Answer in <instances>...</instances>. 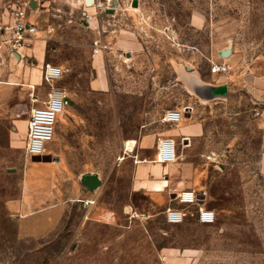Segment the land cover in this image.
<instances>
[{
	"label": "rangeland",
	"instance_id": "374dc122",
	"mask_svg": "<svg viewBox=\"0 0 264 264\" xmlns=\"http://www.w3.org/2000/svg\"><path fill=\"white\" fill-rule=\"evenodd\" d=\"M11 1L18 0H0V11ZM28 1L47 61L64 68L54 84L72 100L57 120L54 140L46 146L59 159L39 162L32 161V155L27 160L23 146H12L15 134L18 144L25 142L23 127L34 103L31 93L20 95L21 82L15 80L9 92L0 94V264H170L165 248L183 253L175 257V264H264V179L262 217L251 223L244 215L235 165L238 158L255 156L260 148L261 96L255 97L258 113L243 110L233 116L235 106L229 104L230 116L211 120L201 139V165L208 169L201 189L209 191V204L205 202L215 210L213 224L197 223L192 216L180 225L167 223L165 206L133 190L135 161L129 150L134 143H125L159 125L164 108L179 97L171 92L180 87L174 82L173 59L187 57L189 66L209 75L212 64L224 61L227 51L237 48L247 59L264 56V0H139L137 7L133 0H94L91 5L86 0ZM193 10L205 14L203 27L191 24ZM87 12L93 14L91 19ZM98 27L112 46L124 29L129 37L146 43L149 53L133 65L109 49L111 53L105 54L111 75L106 90L90 84L95 76L93 40ZM50 87L42 76L39 103ZM245 90L236 83L232 98L251 103ZM227 145L234 147L233 154L220 158ZM49 165L59 169L40 171ZM85 175H93L100 185L91 189L83 181ZM25 180L33 189L44 181L45 193L52 192L62 205L61 223L43 235L24 234L9 208L10 199L20 198ZM77 191L86 194L75 195ZM84 195L96 198L89 210L92 217L108 212L117 216L118 225L84 224L87 212L79 204ZM126 208L130 214L150 217L131 222Z\"/></svg>",
	"mask_w": 264,
	"mask_h": 264
},
{
	"label": "crops",
	"instance_id": "0c3cea01",
	"mask_svg": "<svg viewBox=\"0 0 264 264\" xmlns=\"http://www.w3.org/2000/svg\"><path fill=\"white\" fill-rule=\"evenodd\" d=\"M190 21L194 27L201 28L205 25L206 16L201 10H193ZM37 40L36 45L32 44L29 47H24L20 49V53H12L7 47H3L0 52V94L2 91L9 92V85L13 81L19 80L21 82L19 87L20 95H27L28 92L32 95L34 103L31 108L44 104L48 99V93L51 88L43 94L44 98L39 103V79L44 76V65L49 61L46 59L44 41ZM113 40L114 44L110 48L111 52L116 57L127 59L125 62L133 61L134 65L138 63V60L149 55L146 50L147 44L138 38L129 37L124 29ZM111 52L107 50L105 53L109 54ZM105 53L94 55L92 60L93 75L95 76L91 79L90 84L93 89L106 90L109 88L111 69L108 67ZM173 60L174 63H172L171 67L175 79L174 82L180 87L171 90V92H178L179 97L172 100L170 105L164 108L159 125L145 130L135 139L125 141V143L127 141L134 143L133 150H129V152L132 151L131 156L135 161L132 187L135 191L145 192L155 205L165 206V209L167 207H185L186 205L178 201L176 194L183 189H193L198 193L203 205L206 206V202L209 204L207 197L209 191L207 188L201 189V182L202 178L205 175L207 176L206 172L208 169L201 165V139L207 135L208 123L211 120L225 115L230 116L227 111L229 104L235 106V110L232 113L234 114L233 116H237L243 110L258 111L255 97L259 98L261 96V99H264V96H262L264 94V56L247 59L236 48L224 58V61L219 62L229 64L231 69L225 73L211 71L212 74L209 75H202L198 69L189 66L190 61H188L187 57ZM117 65L116 74H118L119 63ZM236 83L244 86L251 103H245L246 99L243 103L236 97L232 98V90L235 88ZM167 90L169 91L170 89ZM218 91H225V93L224 95H217ZM260 102L259 107H262L264 103L263 101ZM168 110L180 111V120L164 121L163 117ZM262 112H264V106L262 107ZM62 113L58 115V118L62 116ZM257 123L259 124V121ZM24 129L27 131V125L23 127ZM54 137L50 142L54 140ZM166 138L174 140L176 158L173 161L161 162L158 159V143ZM25 142L22 141V145H20L16 134L12 136L13 148L21 146L25 148ZM229 148L231 149L229 150ZM226 149L223 155L219 156L220 158L224 159L225 156L233 154L234 147L227 145ZM241 150L236 148L237 152H243ZM248 150H250L249 147L246 151ZM50 152L45 147L44 154H49ZM28 157L27 160L29 159ZM32 161L35 160L32 159ZM235 165L239 176V187L243 196L245 218L251 223H257L262 217L261 180L264 179V131H262L261 145L256 155L238 158ZM58 169V165L57 167L49 165L44 166L40 171L43 170L50 173V171L56 172ZM43 184L44 181L39 184L38 188L33 189L29 182L25 180L23 181L20 198L9 200V208L17 216L21 231L26 235L48 233L58 227L63 219V215L60 214L62 205L60 202H55L52 192L45 193L42 187ZM78 194L86 193L75 192V195ZM91 197L95 196H85L82 199ZM79 202L80 206L87 212L82 220L84 224L101 222L105 225H118L117 216L106 212L97 218L92 217L89 214V210L94 204L88 207L81 202V199ZM199 205H201V202ZM197 206H191L190 209ZM126 212L130 214L131 209L126 208ZM148 215V217H145V214L138 213L135 216L130 214L126 218L132 222L142 220V217L149 218L150 214ZM190 216L192 215L184 217L183 221L178 223L167 222L165 215L164 220L171 225H180L189 219ZM192 217L194 221L203 225L214 223H202L195 216ZM165 250L166 258L171 262L170 264H175L177 262L175 257L183 254L182 252L177 253V248H165Z\"/></svg>",
	"mask_w": 264,
	"mask_h": 264
},
{
	"label": "built area",
	"instance_id": "2783aa9c",
	"mask_svg": "<svg viewBox=\"0 0 264 264\" xmlns=\"http://www.w3.org/2000/svg\"><path fill=\"white\" fill-rule=\"evenodd\" d=\"M31 3L28 0L11 1L4 5L0 11V52L3 47L9 48L12 53H20V49L29 47L34 40L38 39L39 28L36 21L30 19ZM86 16L91 19L93 14L87 12ZM98 34L93 40L94 55L105 53L112 47V40L103 34L101 28L96 29ZM231 68L226 63H213L212 72L225 73ZM64 68L58 64L47 62L44 65V78L51 84L48 99L44 104L31 108L27 124V135L25 151L28 155H42L45 147L55 134L57 118L65 108L71 104V96L62 87L54 84L61 78ZM258 113V111L256 112ZM181 118L180 111H166L164 121H178ZM176 158L175 142L172 138L162 139L158 143V159L161 162L173 161ZM178 201L184 205L183 208L167 207L164 210L165 219L169 223L183 221L188 215L195 216L202 223H212L216 220L214 209L206 207L200 201L198 193L193 189H183L176 194ZM202 199V197H201ZM85 206H92L96 198L81 199ZM201 202V205L199 203ZM198 205L189 211L186 208ZM137 215L136 212L131 213ZM149 215H145L148 217Z\"/></svg>",
	"mask_w": 264,
	"mask_h": 264
},
{
	"label": "water",
	"instance_id": "95a60500",
	"mask_svg": "<svg viewBox=\"0 0 264 264\" xmlns=\"http://www.w3.org/2000/svg\"><path fill=\"white\" fill-rule=\"evenodd\" d=\"M94 0H86V3L88 5H91L93 3ZM132 5L134 7H137L139 5V0H133V3ZM228 50V49H227ZM225 55H229V52L227 51L225 53ZM225 56V57H226ZM225 91L222 92V91H218L217 95H224ZM32 159L33 160H39V161H52V160H58L59 158H55L53 157V155L51 153L49 154H42V155H33L32 156ZM83 181L85 183H87V185L91 188V189H96L100 184H99V181L96 180V178L93 176V175H85L83 177Z\"/></svg>",
	"mask_w": 264,
	"mask_h": 264
},
{
	"label": "bare ground",
	"instance_id": "6f19581e",
	"mask_svg": "<svg viewBox=\"0 0 264 264\" xmlns=\"http://www.w3.org/2000/svg\"><path fill=\"white\" fill-rule=\"evenodd\" d=\"M127 143V142H126Z\"/></svg>",
	"mask_w": 264,
	"mask_h": 264
}]
</instances>
